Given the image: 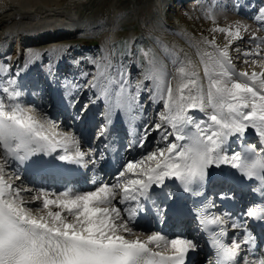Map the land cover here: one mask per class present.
Returning <instances> with one entry per match:
<instances>
[{"label": "snow or ice", "instance_id": "snow-or-ice-1", "mask_svg": "<svg viewBox=\"0 0 264 264\" xmlns=\"http://www.w3.org/2000/svg\"><path fill=\"white\" fill-rule=\"evenodd\" d=\"M254 20L257 31L248 41L254 47L241 55L245 64H258L260 71H238L233 63V41L243 40L242 31H249L240 22L234 29L213 30L226 33L227 43L219 47L214 38L205 40L213 51L201 53L200 65L175 56L173 74L160 68L151 50H140L144 60L139 78L133 77L131 66H115L107 57L92 61L97 74H84L83 87L94 90L90 103L103 101L106 109L95 140L111 138L117 112L132 115L145 112L149 105L158 108L155 118L125 146L129 152L143 149V155L124 163L111 182L93 179L87 191L69 186L54 192L24 185L21 169L32 157L33 165L49 169L62 167L56 161L95 168L105 162L104 154L85 150L81 139L61 128L63 121L43 107L26 106L19 71H13L10 58L0 63V264H187L197 243L160 231L146 234L138 230V223L151 213L150 204L162 214L156 198L171 199L167 183L171 180L196 197L203 195L211 170L221 165L264 182V37L257 35L264 30V6ZM38 56L31 54L28 63ZM66 95L73 121H83L89 105L76 110L78 99ZM250 132L256 143L246 142ZM153 133L155 146L147 150ZM260 194L264 201V188ZM233 198L228 192L220 196ZM37 201L40 206L34 211L28 205ZM201 207L198 221L211 233L214 264H264L246 222L237 224L230 212L213 214ZM244 215L264 221V203L250 205ZM229 227L243 229V235L224 242L221 238Z\"/></svg>", "mask_w": 264, "mask_h": 264}, {"label": "rangeland", "instance_id": "rangeland-1", "mask_svg": "<svg viewBox=\"0 0 264 264\" xmlns=\"http://www.w3.org/2000/svg\"><path fill=\"white\" fill-rule=\"evenodd\" d=\"M236 4L237 0H86L75 13L79 29L77 34L32 46L28 45L20 51L22 56L19 66L13 71H19V77L23 79V83L20 84L24 92L22 101L26 106L43 107L51 117L63 121L61 128L73 132L77 137L78 135L79 137L85 136L86 139L89 137L85 144V141L82 143L85 150L90 147L95 154H104L99 140H95L94 135L98 126L105 120V103L103 101L90 103L94 90L83 87L86 79L84 74H97V66L92 61L103 60L105 57L110 59V47L120 39H128L132 43L134 39L142 37L148 40L142 49L151 50L155 54L160 68L165 73L173 74L176 71V64L173 63L175 56L178 55L181 59H187L200 65L201 53L213 51L212 47L205 43V40L211 41L214 38L219 47H223L227 43L226 33L213 30L229 26L234 29L236 23L240 22L247 25L249 31H242L243 40L233 41L230 50L233 63L238 71H260L258 64H245L241 53L254 47L248 42L249 36L252 32L257 31V22L254 17L258 14V9L264 6V0H239V5L244 8L243 10L240 7L237 8ZM257 35L264 37V30L258 31ZM0 37L4 39L2 33ZM10 40L6 38L4 41L3 51L0 47V63H4L8 58L10 61L13 60V52L17 44L14 39ZM59 48L63 50L64 56L58 75L53 76L52 74L48 83L44 85L43 68L48 70L55 66L56 58L57 61L60 60V53L59 56L55 55L56 49ZM236 48L241 51H235ZM34 53H39V56L34 57V62L29 64V56ZM138 57L136 59L135 55H129V58L125 59L118 53L110 61L115 66H119L121 63L131 66L133 77L139 78L141 72L139 65L144 60L140 51ZM34 68L37 73L35 75L32 74ZM34 76L36 77L34 78ZM26 79L28 83L25 81ZM87 79H91V75ZM32 80L35 85L37 83V86H32L33 84L29 82ZM77 85L80 87L77 88ZM66 94L78 99L76 110L85 104L89 105L87 113L94 106L96 110L88 115L86 113L83 121H73L74 110L69 108L68 95ZM62 103L67 108L65 112H61ZM157 108L158 106L149 105L145 112L132 115L117 112L124 123L123 126L115 128L111 136V141H116L112 147L116 154V162H120L118 169L127 162L122 161L123 158L130 157V160H133L143 155V149H134L129 152L125 146L133 137L137 136L145 122L155 118ZM199 116L198 118H202V114ZM126 120L129 121L128 125L125 123ZM156 137L157 134L153 133L149 138L146 145L147 150L154 148ZM254 141H256L255 136L251 138V143H255ZM231 147L235 149L233 144ZM103 166L104 163L95 168L83 167V175L77 181L79 183V180H82L86 188L82 187L80 191L89 190L92 187L93 179L102 178L111 182L115 173L106 175L102 171ZM87 169L90 170L86 171ZM24 185L35 188L27 182H24ZM66 185L65 183L54 191H63ZM45 189L51 190L53 187ZM28 206L35 211L40 206V202L37 201ZM162 230V228H157L155 231ZM152 231L146 234H150ZM236 237H241V233L237 231Z\"/></svg>", "mask_w": 264, "mask_h": 264}, {"label": "bare ground", "instance_id": "bare-ground-1", "mask_svg": "<svg viewBox=\"0 0 264 264\" xmlns=\"http://www.w3.org/2000/svg\"><path fill=\"white\" fill-rule=\"evenodd\" d=\"M86 0H0V32L4 35V39L0 37V44H1V51L4 48V41L14 39L17 47L13 52V60L11 61V65L13 69H16L19 66V62L21 59V50L22 48L28 45H35L37 43H44L48 41L58 40L59 38H66L72 35H75L79 32L78 23L76 22L75 13L76 10L82 6ZM57 6V7H53ZM242 10L243 7H240ZM10 31V32H8ZM0 33V34H1ZM3 40V41H1ZM11 41V40H10ZM55 51V50H54ZM60 53V54H59ZM61 56L60 60L63 57V50L56 49L55 55ZM56 58V65H58L59 61ZM36 62V61H35ZM40 62V61H39ZM15 71V70H14ZM35 75V71L32 72ZM19 84L22 83L21 77L18 78ZM93 110L95 111L96 108L94 106ZM91 110L89 113L93 112ZM201 113H195V115L200 117ZM119 115H117L114 119H112L113 129L116 128V121H120ZM77 136V135H76ZM84 136V135H83ZM254 135L250 132L246 138V142H251V138ZM81 139V143L84 144L87 142L88 138L86 137H79ZM111 139V138H110ZM100 140V143L105 146L108 145V141L110 140ZM234 146L237 145L234 143ZM71 148V145H69ZM110 149V146H109ZM111 151V150H110ZM113 158V156H111ZM130 160V158H123L122 161L126 162ZM74 165V164H73ZM106 165V164H105ZM77 172L82 171L83 167L74 165ZM103 170L106 172L107 167L104 166ZM218 170L223 173V175H230L229 179H238L242 176V173H239L237 169L232 168L230 165H221L219 168H214L211 170V177L206 179V181L212 178L214 171ZM86 171H89L87 169ZM88 173V172H87ZM106 175H110L106 172ZM24 178L23 181L27 182L29 185H32L36 188H51L52 183H46L43 179H31L27 176L22 175ZM80 183H68L66 187H74L78 190L80 188L85 187V184L82 183V180H79ZM23 182V183H24ZM19 183V182H17ZM220 186V185H219ZM218 186V187H219ZM62 184L53 186L51 191L57 190L61 188ZM65 187V188H66ZM86 188V187H85ZM55 192V191H54ZM161 215L159 218L161 219ZM166 215V214H165ZM241 223H245L244 219H240ZM178 224V223H177ZM155 225V224H154ZM152 229H156L157 226H150ZM142 229L146 233V230L149 229L148 226L144 224H138V230ZM163 234L167 235L169 238H173V236L177 235L174 231L170 232L169 230L160 231ZM185 234L181 235L180 237L184 238ZM178 237V236H177ZM201 260H198V264Z\"/></svg>", "mask_w": 264, "mask_h": 264}, {"label": "trees", "instance_id": "trees-1", "mask_svg": "<svg viewBox=\"0 0 264 264\" xmlns=\"http://www.w3.org/2000/svg\"><path fill=\"white\" fill-rule=\"evenodd\" d=\"M146 38L139 37L133 44L134 46V51H135V57L138 59V53L139 51L144 47V45L147 43ZM128 51H129V43L126 39L120 40L117 42L115 47H113L111 51L112 56H116V54L120 53L122 56L127 57L128 56Z\"/></svg>", "mask_w": 264, "mask_h": 264}]
</instances>
